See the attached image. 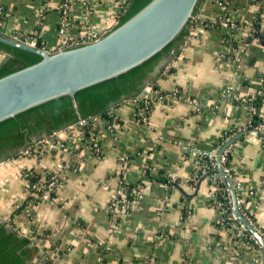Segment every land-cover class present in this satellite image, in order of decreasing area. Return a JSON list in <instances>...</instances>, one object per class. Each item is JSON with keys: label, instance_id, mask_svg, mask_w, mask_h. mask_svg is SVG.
<instances>
[{"label": "crops", "instance_id": "crops-1", "mask_svg": "<svg viewBox=\"0 0 264 264\" xmlns=\"http://www.w3.org/2000/svg\"><path fill=\"white\" fill-rule=\"evenodd\" d=\"M225 1L229 15L242 27L233 32L224 27L205 28L201 21L213 20L223 10L217 0L200 1L190 34L169 54L156 79L147 78L159 91L176 89L178 96L169 104L156 100L146 127L130 122L133 105L126 101L112 109L119 125L113 131L100 127L96 133L99 155L78 129L56 131L58 139L70 137L78 154L64 168L65 184L52 199L15 213L28 196L20 172L31 168L39 173L56 167L58 161L52 155L0 161V218L18 233L33 237L52 264L260 263L259 246L246 243L237 247L236 225L221 230L215 227L219 210L212 203L213 182L203 179L194 195L196 187L187 183L197 168L198 154L215 153L213 143L223 130L244 126L250 119L247 106L224 96V90L229 88L240 96L264 89V44L244 41L246 31L257 20L258 33L264 36V0ZM60 3L0 0L8 15L2 29L6 35L37 33L45 49L56 50ZM120 3L72 0L67 36H86L89 31L103 35L115 26ZM224 32L233 34L236 48L223 44ZM229 48L236 51V59L230 57ZM3 58L0 53V61ZM260 113L264 122V103ZM227 150L237 193L241 200L247 199L246 211L264 229V142L247 132ZM122 153L128 156L123 165L117 160ZM162 174L179 179L178 185L164 186L157 180ZM122 180L143 182L144 186L130 211L118 212L114 223L108 204ZM249 191H253L250 196Z\"/></svg>", "mask_w": 264, "mask_h": 264}, {"label": "water", "instance_id": "water-1", "mask_svg": "<svg viewBox=\"0 0 264 264\" xmlns=\"http://www.w3.org/2000/svg\"><path fill=\"white\" fill-rule=\"evenodd\" d=\"M199 3L131 0L122 19L95 41L61 50H48L39 42L33 46L0 34V42L37 54L11 57L0 67V141L6 139L23 151L32 143L28 136L31 132L39 128L54 132L64 127L63 121L76 122L73 95L84 117L113 105L124 93L151 86L152 81L146 78L156 79L170 59L169 52L176 51ZM145 94L144 87L139 95ZM245 133L244 129L237 132L209 156L215 164L216 178L226 183L236 222L258 244L260 264H264V236L240 211L237 185L222 167L225 150ZM208 175L200 178L193 195ZM2 222L0 218V264H24L21 256L29 250L24 246L28 239L17 242L11 232L14 228L7 225V229Z\"/></svg>", "mask_w": 264, "mask_h": 264}, {"label": "trees", "instance_id": "trees-1", "mask_svg": "<svg viewBox=\"0 0 264 264\" xmlns=\"http://www.w3.org/2000/svg\"><path fill=\"white\" fill-rule=\"evenodd\" d=\"M63 1L64 0H61V2H63ZM217 1H220L222 4L221 5L222 10H223L222 14L213 20H203V23H202L203 26L207 29H212L211 27H209V24L211 23V21H214V24H213L214 28H220V27H222L221 21H224L228 25L232 24L231 32L235 31L237 28L242 27V25L240 24L238 19H234V18H232V16L229 15L230 7L227 5L226 1L225 0H217ZM130 3H131V0H127L123 9H121L119 11L118 17H117V23L122 19V17L128 11ZM196 12H197V10H196ZM7 17H8V15L5 13L4 8L0 6V34H5L4 30L2 29V24L6 20ZM205 24H208V25H205ZM189 26H190V23H189L188 27L186 28V30H185V32H184V34H183V36L179 42V45L182 44L185 37L188 34H190ZM227 28L230 29V26H228ZM253 29H254V32H251V33L249 32V33L260 37L261 35H259V33H258L259 32V20H257L254 23ZM28 37H36V36L28 35ZM35 39L37 42L40 43V45H42L39 38L36 37ZM252 41L260 42L257 39H253ZM260 43L263 44V42H260ZM223 44H225V45L230 44L232 46V48H236V40L231 35V33H228V32H224V34H223ZM171 52L172 51H170L169 53H171ZM0 53L3 54L4 57L7 55L5 57V59L3 60L2 64L0 65V67L4 64V62L7 59H9L11 57L37 55L33 52L26 51V50H23V49H20L17 47H12V46L7 45V44L2 43V42H0ZM232 58H233V56H232ZM147 78H146V81H147ZM144 86L142 87V89L144 88ZM142 89L132 91V92H128V93H124V94H122L116 98V101L113 105H111L105 109H102L98 112H95L93 114L84 116V117L81 114V111L79 109L78 103H77L76 98H75V95H73V96H71V101H72V106H73L74 113L76 116V120H77V116L79 115L83 118H87V117H91V116H99L102 120L110 121L111 117L109 115V111L112 110L113 107L118 106L119 104L125 102L126 100L133 99V98L137 97ZM152 89L157 90V88L154 85H152ZM162 93H164V92H162ZM251 98H253V99H251ZM230 99H232L237 104H242V105L247 106L248 113L250 115V119H249L248 123L244 126H237V127L234 126V127L223 130L220 137L218 139H216L215 142L213 143L212 148H214L216 150L228 138H230L231 136H233L234 134H236L237 132H239L243 129L247 130V132H250V131L254 130L256 127L262 125L263 128L259 132H257V135L264 138V122L261 118V113H260L261 107L264 103V93L262 92L261 94H256V95H254V97H252L251 94H247V95H240V96H238V98L231 97ZM71 124H73V123H71ZM71 124H69L68 121H63L64 127L60 128V129H63V128L67 127L68 125H71ZM91 129H92L91 124H86V125L81 127V130L83 131V134H84V137H83L84 140H86L88 138L89 131H91ZM97 130L98 129L96 127H95V129H92L93 132H96ZM51 133H53V132H48V131L44 130L43 128H39L38 130L31 132L28 136H29L30 140L32 141V143L23 147V149L33 147L35 142L37 140L41 139V136L43 134L50 135ZM21 149H15L11 145V143L6 139L0 141V161L5 160V159H9V158L18 157L22 152ZM203 152H208V155L203 154ZM210 154H211L210 151H201L198 154L199 158H198L197 168H196V170L192 171L190 178H188V180H187V183L189 186L195 188L198 181L200 180V178L203 175H205L206 173H209V175L206 177V179L208 182L212 181L215 188H216L214 191L215 198H214V201L212 203H213V205H216L217 202L220 203V209L219 210L221 211V215L224 217L223 221H221V222L216 221V222H214V225L219 230H221L224 227L227 228L236 222L231 220V219H228V216L232 212L229 193H228L225 181L221 178H216L217 171H216L213 159H211L209 156ZM223 157H224V160L222 162V167H223V169H226V172L233 179V173H232V170L230 168V166H231L230 165V161H231L230 151H228L226 149L225 152L223 153ZM38 177H39L38 175H30V176H28V179H29L30 183L32 184L38 180ZM157 180H159L164 186H167V185L177 186L179 183V179H173V178L166 176L164 174L160 175V177H158ZM122 185L125 189L121 194H118L117 197L118 198H124V199H126L127 202H126L124 207H119L117 209V211H115V212H121L122 211L125 213V212L130 211V207L132 204L131 202L135 199H138V191L140 190V188H142L144 186V183L139 182L137 184H130V183H127L124 180H122ZM32 190H34V189L29 188L28 196L23 201V203L16 209L15 213L19 212L22 208L27 207L28 204L33 201ZM54 195H55V193L52 192L50 194V198L54 197ZM237 197H238V202H239V206H240V211L252 223L255 224L253 217L251 215H249V213L246 211V208H245V203L247 202V199L241 200V197L239 196L238 193H237ZM34 207H37V205L33 204V208ZM109 213L113 214L114 210L110 209ZM117 220H118V216L116 217L115 221H117ZM8 223L9 222L4 221L1 224L8 229L7 225H10ZM221 223L224 225L223 227H221ZM10 226H12V224ZM12 228H13V226H12ZM11 232L17 236V239H16L17 242L21 241L23 237H26L28 239L26 241V243L24 244V246L26 248H28L29 250L26 251L21 256L24 264H52V259L50 257H47L46 253L41 252L39 247L37 245H35V243L33 241V237H30L28 235L21 234V233H20L21 235H19L17 230H15V229L12 230ZM260 232L264 236V229H260ZM245 233H247L248 236L246 238H244V240L247 241V243L249 245L258 247V244L251 237V235L247 231ZM215 236L217 237L218 235L215 234ZM240 239H242V238H240Z\"/></svg>", "mask_w": 264, "mask_h": 264}, {"label": "built area", "instance_id": "built-area-1", "mask_svg": "<svg viewBox=\"0 0 264 264\" xmlns=\"http://www.w3.org/2000/svg\"><path fill=\"white\" fill-rule=\"evenodd\" d=\"M120 1H121L120 3V10H121L123 9L127 0H120ZM217 2L220 5H222L220 1H217ZM71 9H72V0H64L63 2L60 3L58 29H57L60 43L57 46L56 50L65 49L72 44L89 43V42L95 41L99 37V35H95V33H93L92 31H89V33L86 36L78 35V36L69 38L66 32V25L69 21V15H70ZM117 17L118 15L116 16V23H117ZM196 19H197V16L195 14L192 17L191 22L196 21ZM201 22L203 23V21ZM213 24H214V21H211V23L209 24V27L214 28ZM205 25H208V24H205ZM221 25L225 29H227V27L230 26V29H227L228 32L232 28V24L228 25L224 21H221ZM250 30L251 31H248V32L246 31L244 41L248 44L253 39H257L260 42H263L264 44V36L258 37L253 34H250L251 32H254V29H250ZM231 35L233 34L231 33ZM9 36L17 40H21L25 43H28L29 45L34 46L37 43L35 37H28L27 35H24V34H12ZM34 36H36V33L34 34ZM235 52L233 50H230V48L228 49V53L230 54V57L233 56V58L231 57L232 59H236ZM144 87L146 89L145 95L143 96L138 95L137 97L133 99L126 100L127 102L133 105V110L130 116V122L141 125L142 127H146V125H148L150 111L156 100L162 101L165 104H169L171 103V101H173L178 96L176 89L169 91V92L162 93L161 91H158V89L157 90L152 89V85L149 87L147 86H144ZM262 92L264 93V89L259 91L256 94H261ZM224 96L238 98V96H235L232 94L229 88H226L224 90ZM252 97H254V95H252ZM109 115L111 117L110 121L102 120L99 116H91V117L83 118L78 115L77 121L71 125H68L66 127V130L69 132L72 129H78L81 133L82 138L84 137V134H83V131L81 130V127L86 124H91L92 129H95L96 127L99 130V128L101 127V129L103 130L113 131L114 128L119 125V120H118V117L113 113V110L109 111ZM262 128L263 126L261 125V126L256 127L254 130L250 132H253L257 135V132H259ZM92 129L91 131H89V136L87 139H89V141L91 142V147L93 151L96 153V155H99L101 152V149H100V145L97 140V137H96V133H98V130L96 132H93ZM55 133L56 131H54L50 135H46L42 137L41 139L37 140L33 147L24 149L21 152V154L18 156L19 158L26 157V158H32V159L37 160V159H40L41 156L44 154H50L58 161V165H56V167L46 169L39 173L35 172L31 168H25L20 172L21 177L24 179V181L27 184L28 192H29V188L34 189L32 190L33 201L30 202L27 207L33 208V204L38 206L41 203H44L46 200L52 199L53 197L50 198V194L52 192L55 193L56 190L61 189L65 184L64 168L68 167L69 162L70 160H72V158L77 157L78 147L71 141L70 137L66 138V140H61V139L56 138ZM261 139L264 142V138L261 137ZM221 159L223 162L224 160L223 155L221 156ZM117 160L120 164L123 165L127 162L128 156L126 153H122L121 155L118 156ZM224 170L226 171V169ZM30 175H38L39 176L38 180L35 183L31 184L28 179V176ZM124 189L125 188L123 187L122 181H121L119 183V187L116 191L114 198L108 204V210L110 209L114 210V213L110 214V219L114 223H115V219L118 213L115 211H117L119 207H124L127 202L126 199L117 197V195L121 194L124 191ZM252 193L253 191H249L248 196L252 195ZM138 197H140L139 191H138ZM135 200H133L131 203H133ZM215 207L219 210L220 203L217 202ZM228 219H231L236 222L232 212L228 216ZM223 220H224V217L221 215V211L219 210V218L217 221L221 222ZM234 225L237 226L238 228L237 230L239 232L238 237H237L239 239L237 238L235 239L237 243V247L239 244L241 245L246 244L247 241H245L244 238H246L248 234L245 233L246 232L245 228L237 222L234 223ZM223 226L224 225L221 223V227ZM223 229H225V227ZM237 254H239V251H236V255Z\"/></svg>", "mask_w": 264, "mask_h": 264}]
</instances>
